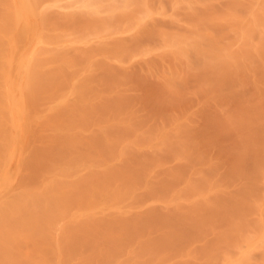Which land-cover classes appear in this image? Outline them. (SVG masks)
Wrapping results in <instances>:
<instances>
[{"label":"bare ground","instance_id":"6f19581e","mask_svg":"<svg viewBox=\"0 0 264 264\" xmlns=\"http://www.w3.org/2000/svg\"><path fill=\"white\" fill-rule=\"evenodd\" d=\"M5 1L0 0V264H264V36H259L264 33V3L252 0L247 9L245 2L231 0L230 10L239 13L229 25L239 27L234 31L235 40L241 39L238 48V40L225 43L220 54L200 48L201 43L194 46L197 36L201 39L208 30L214 39L211 31L207 36L217 39L205 19V25L196 24L193 38L171 32L162 47L143 44L145 53L158 46L165 53L163 60L169 55L176 63L191 58L195 50L199 56L193 55L195 60L181 65V71L171 63L167 68L164 61L163 71L147 65L150 62L140 69L136 65V83L139 88L140 83L146 85L140 89L145 92L142 101L138 99L149 105L148 116L153 109L155 120L147 119L144 125L127 85L117 77L115 85L107 79L103 92L99 88L104 73L97 70L111 59L128 72L140 52L130 51L129 60L121 61L115 51L109 53L108 43H93L107 55L101 57L102 67V55L91 53L92 44L91 52L82 56L64 50L57 39L61 33L50 28L53 23L39 0L38 7L34 0V11H42L39 30L33 28L36 18L35 23L30 19L31 27L28 21L26 25L24 9L17 6L21 12H15L12 0ZM25 2L20 5L25 11L33 7L30 0ZM15 13L22 27H17ZM246 22L252 23L254 35ZM145 30L147 39L156 34ZM47 31L52 34L44 36ZM54 33L57 44L52 45ZM258 37H263L260 44ZM244 38L253 41L254 48L245 47L250 43ZM231 46L240 52L255 49L256 60L253 56L236 64L243 57L233 56ZM118 68L109 70L121 75L124 70ZM241 71L245 79L244 74L239 78L250 77L253 92L248 90L250 79L247 88L238 78ZM99 74L96 88L101 93L95 88ZM187 77L192 81L190 94L199 99L196 107L184 110L187 93L177 89L176 82L185 83ZM228 94L237 112L222 105ZM124 95L134 99L129 100L135 111L122 108ZM199 115L204 121L197 124ZM220 165L223 177L215 178L212 172Z\"/></svg>","mask_w":264,"mask_h":264},{"label":"rangeland","instance_id":"374dc122","mask_svg":"<svg viewBox=\"0 0 264 264\" xmlns=\"http://www.w3.org/2000/svg\"><path fill=\"white\" fill-rule=\"evenodd\" d=\"M2 1L4 2V0H2ZM14 1L15 0H12L11 1V4H12L14 10L17 8V6H18V8H21V10L24 9L22 11L23 15L21 13V17H23L22 20L25 21V24L27 25V21H28V24L29 23H33V22L35 23V21L37 20L36 21L37 24L35 23V27H33V28H37L38 30L41 29L42 25H44L42 23V25L40 26V24H41L40 17H41V14H42L41 12L42 11L39 9L41 14L39 13V10L38 11H34L35 9H37L36 6L34 7V5L36 4L37 7H38V4H37L36 0H35V2H36L35 4H34V0H30V4L32 3L30 5V7L32 5H33V7H31V9L27 8L26 9L27 11H25V6H24V8L22 6L20 7V5H22V4H25L26 5V2L25 1H27V0H19V1L17 0L18 1L17 3H19V4H15L16 1H15V3H14ZM241 1L242 2H245V4L242 3V5H244L245 7L247 6L248 8H249L248 5L252 2V0H241ZM255 1L256 0H254V3H255ZM257 1H260V4L261 3L262 4L264 3L263 0H257ZM231 2H232L231 0H39V5L41 4L40 8L42 7L43 10L45 9V11L47 12V15L49 14V16H47V17H49L50 18V22L53 23V25L51 23H49V19L47 18L48 19V22H45V24H48L49 23V25H51V27H50L51 29H55V30L57 29L58 32L60 31V33H61V35L58 36V38L57 37H54L55 36V33H54V35L52 37L53 38V41H54L55 38H57L58 40H60L59 41L61 43L60 45L63 46V47H65L64 50H66L67 52H69V53H71L73 55L82 56V53L90 51L91 44H92V47L93 48H94L93 43L98 47L99 45H101L102 41L103 42H106L105 43L106 46H107V43H108V45L110 47L109 48V53L112 52V51H115L116 52V55H114V56L120 57L121 61H123L125 59L129 60V58H130V51L131 52H133V51L134 52L135 51L140 52V54H138V53L136 54V52H135V54L137 55V57H135V59H131V62L130 63L131 64L133 63V66L130 64L131 65V68L134 67V71L132 70L134 72V74H133L134 76L132 75V73H131V75H132L131 76L130 75V72H131L130 71L131 70L130 67L127 70L128 72H125L126 70H124L121 67H119L118 66V63H117V65H116V63L115 64H111V61L114 62V60H111V59L110 60H107L106 59L107 58V55L106 54L103 56V54L99 53V52H101V50L103 48L102 49L99 48V50H98V48L96 47V49L94 48V50L92 48V50H91L92 52L90 51L93 55H94V51L95 50L99 53V55H102V56H99L100 57V60H101V57H103V58L106 57L105 58L106 59L105 62H107L109 64V66L107 64V67H106L107 69L103 67V66H105L104 65L105 62L103 61V59L101 60V66L104 69H106V71H108L111 68L112 69L114 68L113 71L115 72L116 71L115 68H118V67H119L118 69L121 68V72H122V70H124L122 72V74L119 75L120 74V71L117 74L118 70H117L116 73H114L111 70H109L108 73H106V71H104L103 68H102L103 70L102 69H97L99 71V73L102 72V73H104L105 76L103 75L102 78L100 77V76H102V74L101 75L99 74L98 75L99 77H96L97 75L95 76V79H96L95 80V88L98 87V85L100 84V83H98V85L96 86V82L97 81L98 82H100L101 80L102 81H105L104 83L101 82V84L103 83V85H104L103 86V90L101 89V87H102L101 84H100V88H99L101 91L104 92V87L106 88V86H107L106 80L108 79V81H109V79H110L111 82H112V80H115V83H114V85H115V84H117L116 83V77H117L118 78L117 80L119 81L118 83L121 84V82H120V80H121L123 82V85L125 86V88H126V85H127L126 91H127L128 95H132V97L134 96L133 98H135V101H136V104H137V108L140 109V111H139L140 113H138V115L142 119H144V121H145L144 122V125H147V119H150L149 120L150 121L149 123H152V122L155 121V120H152V117H151L152 116V112L151 111L153 109H150V114L151 115H149L150 116V118H149V116H148V114H149L148 112L149 111L147 112L148 114L145 113V110L146 109H149V107H148L149 105L148 106L146 105L147 103L145 102L144 98H142L144 105L143 104H140L141 103L140 101H142L140 99V97H142L141 95H145V92L144 91L142 93V90H143L142 88H143V86H146V85H143V84H141L138 81L140 83V85L142 86L140 88L138 87L139 85H138V83H136V71L138 70V69L135 70L136 69V65L138 64L137 67L140 69V67L146 66L145 65V62H146V64L148 62H150L147 65H154L153 68L154 69H157L158 71H160V70H162L164 68L166 69V66L168 68V64L170 66V63H171V65H173V68L174 67L176 68V67L180 66L179 69L181 71V69L183 68V66L186 65V64H188V60H190L192 62L193 60H195L194 57H196V59L199 57V56L197 57L198 52L196 50L195 51L193 50L194 53H189V54H193V55L195 53H197V54L194 55V57L192 55L191 58H189L187 56L181 58L180 63L179 62L176 63V59L173 56L171 57L169 55L165 58V60H163L164 56H162V58H161V55H162L163 51H162V49H160V47H162L161 46L162 45V42L165 43L163 41V40H165V34H167V37H168V34H170L172 32V33H174V35L180 34L179 35L180 38L181 37H190V38H193V37L197 36V34H198L197 33V27L198 26H196V24H198V25L199 24L200 25L202 24V26H203V24L205 25L206 22L207 23L209 22V27L213 31H216L217 32V33H215L216 36L218 34L217 39L215 40L216 42L213 41L212 39H214V38L211 37V36L214 35V33H212L211 30H208V31L205 30L207 32H210L211 31L209 33L210 34L209 36L212 39L207 36L208 35L207 32L206 33L203 32V33H205V35H206L205 36L202 33V31H201L202 35H204V36L201 39L197 36V38H198L197 41H196L197 43L194 46H198L199 47V44L201 43V46L202 47H200V48H206V49H209V51L211 53H216L217 52V53L220 54L223 51L222 49H223V45H225V43H227V42L229 43V42H233V41L235 42V41L238 40V42H236V46H235L236 48H238L237 45L240 46V44H237V43H240L239 42V39L240 38L238 37V39L235 40L236 38L234 36V33L238 30L239 27L235 26V24H234V26H232L230 28L229 25H230L231 22L235 21L234 18L239 13L236 14L235 11H231L230 10L229 7H231V5H230ZM234 2H236V0ZM5 3H7V0L5 1ZM125 3H127L128 5L126 4V6H124V7H127L128 6L129 8L127 7L128 9L123 11V9H124L123 5ZM204 4L205 5L212 6V8H210L209 6H208L209 8H207V6H205L206 7L205 8L204 7ZM14 5H16V6H14ZM27 5H28V3H27ZM235 6H237V5L235 4ZM240 6H241V4H239V10H240ZM122 7H123V9H122ZM18 8L16 10H19L21 12V10L18 9ZM233 8H234V4H233L232 9ZM28 9L30 10V15L29 14H26V12H28ZM32 9H33V11H32ZM114 9H117V12L116 13H114V12L112 13V10H114ZM118 9H120V11ZM121 9H122V11H121ZM16 10H15V12H17ZM31 11L33 12L32 13L33 16H31ZM249 11L250 10H248V12ZM241 12H242V10H241ZM248 12H247V14L245 13V15L247 17L250 16V14ZM36 13H38L37 16H36ZM16 14L17 13H15V15ZM19 15L20 14L16 15V25H17V27H19V26L22 27V25L24 24V22L22 20H18L17 17H19ZM27 15H28V17H27ZM12 16H13V14H12ZM26 18H27V20H26ZM31 18H32L31 21H33V22L30 21ZM35 18H36V20H35ZM53 19H54V22L52 21ZM203 19H205L206 22H203L202 23ZM249 19L251 20V18H249ZM17 21H18V23H20V25L17 23ZM258 21L262 22L261 20H258ZM193 24H195V27L193 26ZM248 24H249V29H248ZM246 25H247L246 29H248L249 32H250L251 31V27H252V23L250 25V23L246 22ZM29 26H30V24H29ZM29 26H28V28H29ZM46 26L47 25H45V27ZM193 27L196 29V31H195V29ZM233 27L234 28L236 27L235 30L232 29ZM261 27L259 26L260 29H261ZM145 28H146V30L151 29V33L152 34H153V31L156 32V34H155L156 36L155 35H153V37L151 36L152 37L151 39H149V38L147 39L146 38L147 35H145L146 37H144V33H145L144 32V29ZM259 28L256 29V30L260 31ZM262 28H264V27H262ZM126 29H128V30H126ZM156 29H159L158 32H157ZM199 29L201 30V27H199ZM253 29L255 30V28H253ZM123 30H125V31L123 32ZM160 31H161L162 34L160 33ZM251 32L253 34V30ZM251 32H250V34H251ZM148 33L150 34V32H147L146 34H148ZM46 34H49V32L47 31V33H44V36ZM51 34H52V32H51ZM51 34H49V35H51ZM250 34H248V35H250ZM49 35L46 36V38H48ZM258 35H259V33L257 32V35L255 34L254 37L256 38V36H258ZM261 35L264 36V33L261 34V31H260V35L259 36L261 37ZM160 36L163 39H161ZM216 36H214V37H216ZM29 37L30 36H27V39H26V42L24 43L25 44L24 46H27L28 45L27 43H29ZM260 37H258V41H257L258 43H259V39H260V41H261V39H263V37L262 38H260ZM36 38L37 37L32 38L30 40V43L32 41H34ZM44 39H45V37H44ZM49 39H50V37H49ZM57 39H56V41H57ZM245 40H246V42H249L250 43V40H248V41H247V39H245ZM143 41H145V42L143 43ZM167 41H170V40H167ZM46 42L48 43V40ZM50 42H52V41L50 40ZM54 42H53L52 45L57 44L56 42L55 43ZM243 42H241V43L242 44H245L246 43V42L245 43H243ZM251 42L253 43V41H251ZM262 42H263V40H262ZM147 43H150L149 44V47H150L151 44L152 45H156L157 44L158 46L160 45V47L157 46L158 47L157 48L155 46H152L153 49H155L154 50V53H152V50L153 49L151 47V48H149L151 50V54H150V52L148 54V53H145L144 52V51H146V48L143 47V44L144 45L146 44L145 46L148 47ZM252 43H250L247 46L245 44V47H250V45ZM117 44H120L119 47L117 46ZM121 45L123 46V51L121 50V47H120ZM233 45H235V43ZM253 45L254 44H252V47H253ZM203 46H206V47H203ZM207 46H209V47H207ZM232 47L233 46H231V48ZM235 47H233V48H235ZM241 47L243 48L242 45H241ZM233 48H232V55L233 56H242L243 57V59H240L239 58L236 64H244V63H246V62L254 59L255 56L258 55L256 53L257 51L256 52L254 51L255 49L252 50V51L250 50L249 51L250 53H248V52H240V50H237V49L233 50ZM128 49H129V53H128L129 55L127 54V50ZM261 49L264 51V46H263V48L261 47ZM191 50H192V48H191ZM115 52H113V53H115ZM254 53H256V55H254ZM163 54H165V53H163ZM96 56L98 57V55L95 54L94 59L97 58ZM134 56L135 55L133 54V57L132 58H134ZM253 56H254V58H252ZM259 56H261V55H259ZM259 58L260 57H258L257 60ZM255 60H256V58H255ZM163 61H164V63L165 62L167 63V64H165L166 65L165 67H164ZM124 63H125V61H124ZM139 63H141V65ZM85 64H86V58H85V62H84L83 65H85ZM125 64H127L129 66V62L127 63V61H126ZM134 64H135V66H134ZM181 65H183L182 68H181ZM101 66L99 68H101ZM113 66H115V67H113ZM239 67L242 68V65L239 66ZM184 68H185V66H184ZM98 71L95 74H98ZM110 71L113 72L114 75ZM183 72H184V70L182 71V73ZM222 72H224V70H222ZM242 72L243 71L240 72V75H237L238 78L242 74H244ZM109 73H111V74L109 75ZM237 74H238V72H237ZM234 75H236V74H234ZM188 76H190V75H188ZM121 77H123V78H121ZM132 77L135 78V79L133 80ZM208 77H209V75H208ZM100 78H101V80H99ZM239 79H238V81H239ZM244 79H245V74H244ZM249 79H250V82H249V84H250L251 83V78L249 77ZM249 79H246V80L248 81ZM185 80H186L185 83L184 82H181L180 83L179 80L176 82V88L177 89L180 88V90H183V92L187 93V96L182 99L183 100V103L186 104L184 110H186L187 108L196 107L197 102H198V99H199V98H197V97H195V96H193V95L190 94V91L193 90L192 89V84H191L192 81L191 80L189 81L188 77L185 78ZM242 80L243 79L241 78L240 81L242 82V84H246V80L245 81H242ZM219 81L221 82V80H219ZM220 82H218V84ZM108 83H109L108 85L110 87V82H108ZM252 84H253V82H252ZM252 84H250L251 87L246 84V87L249 86V89L248 90H251L253 92ZM111 87H112V85H111ZM147 87H148V85H147ZM193 88H194V86H193ZM96 89H98V88H96ZM99 89L97 90L98 92H100ZM140 89H142V90H140ZM108 90H109V88H108ZM145 90L147 92V89H145ZM251 91H249V94L253 97V93H250ZM217 92H218V90H217ZM229 92H231V91H229ZM229 92H227V93H229ZM247 93L248 92H246V94ZM254 93H255V91H254ZM217 94L221 98L220 92H218ZM226 94H224V95H226ZM246 94L244 96H247L248 97L249 95H246ZM224 95H222V96L224 97ZM126 96L127 95H124V97L122 96L123 97V101L121 99L119 100L120 102L122 101L123 103H125L126 106H127L126 107L124 105L122 108L125 107L124 108L125 110H126V108L129 109V110H133L134 109V111H135L136 105H134L135 107H133V109H130V106H133L132 105V103H133L132 101L134 99H132V98L130 99V97H129V99L132 102L131 103L129 99H127V98L125 99ZM138 96H139L140 101L138 99ZM201 96H203V94H200L199 95V97H201ZM228 96L230 98V94L227 95V98H228ZM136 98L138 100H136ZM215 98L217 99L218 97L215 95ZM229 98L228 99L225 98L226 100L223 102L222 105L225 106L226 111L227 110L230 111V110H233V109H234V111H236L235 105H233V101H231ZM246 98L243 97V99H246ZM249 98H250V96H249ZM219 100H217V102H219ZM221 100H223V98ZM221 100H220V105H221ZM119 101L117 100L116 102H119ZM113 104H116V103L113 102ZM113 104H111V105H113ZM119 105L121 106V103H119ZM145 105H146V107H145ZM218 105H219V103H218ZM138 109H137V112H138ZM141 110H144V112H142ZM237 110H238V108H237ZM143 114L146 115L147 117L144 116ZM153 114H154V111H153ZM156 114L157 113H155L154 116L156 118L157 117L159 118L158 114L157 115ZM141 118H140V120H141ZM164 118H165V116H164ZM203 121L204 120H202L201 116L199 115V117L197 118V124L198 123H201V122L203 123ZM141 122H142V120H141ZM212 152H213V154L215 153V155H216V148L213 149ZM218 152H219V149H218ZM217 161L218 160L216 159L215 162H214V167L216 166L215 164H216ZM220 166L221 167L218 168L219 171L216 170L215 172L214 171L212 172V174L214 173L213 175L215 176V178L217 176H220L221 178L223 177V176H221V173L223 172V170H222L223 168H222V165H220ZM208 171L209 170L204 171V172L206 173ZM249 171H250V174L249 175L252 176L251 170H249ZM204 172H203V174H205ZM243 175L245 176V174H243ZM249 175H248V177H249ZM192 176H194V175H192ZM224 178H225V176H224ZM217 179L219 180V178H217ZM219 182H220V180H219ZM219 182H217V183H219ZM221 183H222V180H221ZM232 187L233 186H230L229 189L231 190ZM225 198H227V197H225ZM220 224H217V226H219Z\"/></svg>","mask_w":264,"mask_h":264}]
</instances>
